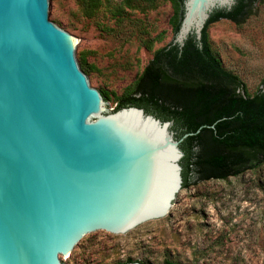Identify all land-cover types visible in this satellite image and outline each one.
Segmentation results:
<instances>
[{
  "label": "water",
  "instance_id": "obj_1",
  "mask_svg": "<svg viewBox=\"0 0 264 264\" xmlns=\"http://www.w3.org/2000/svg\"><path fill=\"white\" fill-rule=\"evenodd\" d=\"M235 4L182 0L172 45L201 48L211 14ZM57 17L58 0H0V264H64L100 233L127 241L172 220L188 190L179 145L192 133L176 139L142 108L107 114L79 61L87 42Z\"/></svg>",
  "mask_w": 264,
  "mask_h": 264
},
{
  "label": "rangeland",
  "instance_id": "obj_2",
  "mask_svg": "<svg viewBox=\"0 0 264 264\" xmlns=\"http://www.w3.org/2000/svg\"><path fill=\"white\" fill-rule=\"evenodd\" d=\"M177 0H58L52 22L87 42L79 61L107 114L134 87L154 52L172 42ZM222 68L249 96L264 82V0L238 24L211 22L207 40ZM264 264V164L182 192L172 220L142 227L127 241L100 233L64 264Z\"/></svg>",
  "mask_w": 264,
  "mask_h": 264
},
{
  "label": "trees",
  "instance_id": "obj_3",
  "mask_svg": "<svg viewBox=\"0 0 264 264\" xmlns=\"http://www.w3.org/2000/svg\"><path fill=\"white\" fill-rule=\"evenodd\" d=\"M262 1L236 0L231 11L213 12L203 28L201 48L190 36L182 48L169 43L156 50L114 108H142L161 121H172L176 139L192 133L179 145L181 189L223 181L264 164V94L260 89L252 96L246 93L243 83L212 55L205 34L208 24L221 18L238 24ZM177 2L181 19L182 0ZM124 263L144 264L131 259L114 264Z\"/></svg>",
  "mask_w": 264,
  "mask_h": 264
},
{
  "label": "flooded vegetation",
  "instance_id": "obj_4",
  "mask_svg": "<svg viewBox=\"0 0 264 264\" xmlns=\"http://www.w3.org/2000/svg\"><path fill=\"white\" fill-rule=\"evenodd\" d=\"M155 117V116H154Z\"/></svg>",
  "mask_w": 264,
  "mask_h": 264
}]
</instances>
